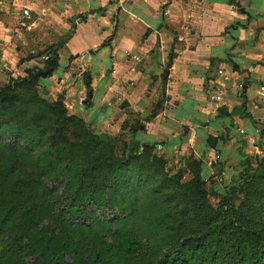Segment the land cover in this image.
I'll use <instances>...</instances> for the list:
<instances>
[{"label": "rangeland", "instance_id": "rangeland-1", "mask_svg": "<svg viewBox=\"0 0 264 264\" xmlns=\"http://www.w3.org/2000/svg\"><path fill=\"white\" fill-rule=\"evenodd\" d=\"M57 1L12 0L18 11L29 7L40 24L33 32L23 31L20 42L12 45L11 54L17 57L19 68L12 63L0 66L1 164H5L4 159L9 167L11 155L16 167L13 172L19 168L24 179L28 178L26 173H33L34 181L28 184L32 183L37 197V215H46L49 205L45 202L54 194L43 191L45 186L50 190L57 185L56 189L63 188L66 194H76V203L87 204L82 214L90 228L81 230L87 243L102 239L105 247L129 253V263L117 260L116 264H158L167 252L183 243L188 242V254L197 251L198 239V244L213 246L218 237L242 242V237L247 241L252 233H259L264 238V120H259L254 139L232 141L233 152L225 160L220 138L230 140L228 131L207 136L209 146L198 157L188 154L189 150L184 153L182 144L140 143L134 134L139 125L128 126L127 121L117 120L127 101L120 95L121 82L115 83L111 54L102 52L112 48L119 27L117 15L102 47L74 54L60 41L72 26L88 23L90 18L97 26L95 13L104 12L105 6L62 18L59 15L57 20L58 10L52 7ZM97 52L104 56L98 55L95 63L88 62ZM51 66L50 81L46 77L29 79L33 77L29 70L48 72ZM62 68L69 75H57ZM78 75L88 80L87 90L80 85L82 96L77 89ZM7 83L10 85L5 88ZM93 103L105 105L96 111L87 109ZM153 106L155 113L148 117H154L161 103ZM105 118L113 120L106 122ZM11 132L20 139V152L13 153L11 144L1 148ZM241 132L231 131L230 135ZM12 173L0 166L3 243L18 234L14 250L25 245V251H33L47 264V235L30 225L21 230L18 216H5L12 204L9 187L20 177ZM42 178L58 182L45 185ZM40 226H46L45 220ZM7 229L13 230L11 237ZM88 232L92 234L87 237ZM22 234L27 235L19 241ZM68 246L74 249L75 243L70 240ZM231 252L226 254L228 259L220 254L224 264H236L237 254ZM193 259H198L197 255Z\"/></svg>", "mask_w": 264, "mask_h": 264}, {"label": "crops", "instance_id": "crops-1", "mask_svg": "<svg viewBox=\"0 0 264 264\" xmlns=\"http://www.w3.org/2000/svg\"><path fill=\"white\" fill-rule=\"evenodd\" d=\"M97 6H105L95 13L97 26L93 18L72 26L65 43L74 54L102 47L117 15L112 48L102 52L111 54L115 83L121 82L120 95L127 101L117 120L139 125L134 134L140 143L182 144L184 153L198 157L209 146L207 136L228 131L230 140L220 138L225 160L233 152L232 141L254 139L264 120V0H58L52 7L58 20ZM25 8L18 11L12 0H0V66L19 68L12 45L40 24L29 8L32 18L22 26ZM98 55L104 56L97 52L88 62L95 63ZM63 70L56 74L69 75ZM77 78L82 96L80 85L87 80ZM156 102L160 109L148 117ZM100 105L105 103L87 109ZM231 131L242 132L234 137Z\"/></svg>", "mask_w": 264, "mask_h": 264}, {"label": "trees", "instance_id": "trees-1", "mask_svg": "<svg viewBox=\"0 0 264 264\" xmlns=\"http://www.w3.org/2000/svg\"><path fill=\"white\" fill-rule=\"evenodd\" d=\"M72 34L73 31H70V33L60 41V44L64 43ZM53 69L54 66H51V70L48 72L38 71L37 69L29 70L28 72L33 73V77H35L29 79L48 77L52 75ZM9 85L10 84L7 83L5 88H8ZM8 144L14 146L13 153L16 152V150L20 152V139L12 132L8 133L1 148H6L5 146ZM9 161V167H7V161L3 159L6 165L1 164L0 159V166L3 165V168H6V170L9 169L12 173L16 170V167L13 165L11 155ZM18 173L20 177L9 187L12 204L5 216H8L9 213L18 216L19 220H21L18 223L21 224V230L26 225H30L36 228L37 231L41 230L43 234L47 235L45 246L49 256L47 264H116L117 260H123L127 263L130 262V255L128 252L124 253L121 249L107 248L104 246L102 239L96 244L87 243V240L81 234L82 229L89 230L90 228V224L86 223V219L82 214L87 204L76 203V194H66V190H63V188L56 189L57 185L56 187L52 185L50 190L45 186L43 191L49 193L54 192V194L49 198L50 200L47 199L45 202V205H47V203L49 205L45 212L46 215L43 217L37 215V213H40L39 209L37 210V197L33 189H31V185L34 181H31L33 173H26V177L28 178L24 179L22 178L23 172H20L18 168V170L12 174L16 175ZM30 181L32 183L28 184ZM41 181L45 185L49 183L57 184L58 179L49 181L46 178H42ZM81 188L82 187H80V189ZM107 206L109 207L110 205ZM44 220L46 226H42L41 228L40 224ZM3 221L4 220H2V222ZM3 230L4 226L0 221V264H44L38 260V255H33V251L30 253L27 250L25 251V245L20 246L19 250H14L15 244L18 242V234L12 236L13 238H8L7 244H4L1 236ZM12 231V229H7L8 237H11L10 233H12ZM89 234L92 233L88 232L86 236L88 237ZM26 235L27 234H22L19 241H22ZM79 236L85 241L81 240ZM242 238V242H235L228 238L221 241L222 238L218 237L213 246L208 243L203 245H201V243L198 244V239L195 242L197 251L191 250L190 254L187 253V248L189 246H187L188 242H186L167 252L166 258H160L158 264H224L220 254L223 253L221 254L223 258L225 256V258L228 259L226 254L233 253L231 251L237 254L238 260L236 264H264V238L259 233H252L250 237L248 236L247 241H244V237ZM56 239L57 241L53 243ZM70 240L75 243L74 249H70L68 246V241ZM223 248L226 250L221 251L220 249ZM195 255H197L198 259H193ZM134 261L135 259L133 262Z\"/></svg>", "mask_w": 264, "mask_h": 264}, {"label": "built area", "instance_id": "built-area-1", "mask_svg": "<svg viewBox=\"0 0 264 264\" xmlns=\"http://www.w3.org/2000/svg\"><path fill=\"white\" fill-rule=\"evenodd\" d=\"M31 11L29 8H25L22 12L21 15V24L22 26H26L29 22V20H31ZM264 89V88H263Z\"/></svg>", "mask_w": 264, "mask_h": 264}]
</instances>
